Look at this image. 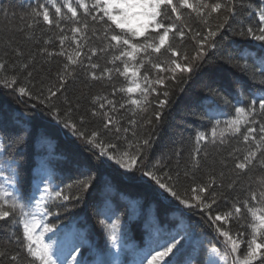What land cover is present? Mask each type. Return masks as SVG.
I'll list each match as a JSON object with an SVG mask.
<instances>
[{
  "label": "trees",
  "instance_id": "1",
  "mask_svg": "<svg viewBox=\"0 0 264 264\" xmlns=\"http://www.w3.org/2000/svg\"><path fill=\"white\" fill-rule=\"evenodd\" d=\"M133 2L0 0V264H264V0Z\"/></svg>",
  "mask_w": 264,
  "mask_h": 264
},
{
  "label": "rangeland",
  "instance_id": "2",
  "mask_svg": "<svg viewBox=\"0 0 264 264\" xmlns=\"http://www.w3.org/2000/svg\"><path fill=\"white\" fill-rule=\"evenodd\" d=\"M124 2H129L126 4L132 5V1H130V0H124ZM131 22L133 25L145 23V17L143 16V14H141V12H139L138 7H134V9L131 12ZM155 258L159 261H162V258H163L162 253L160 251H156L155 252ZM225 260H226L225 255L222 254L221 252L217 251L216 249H213L211 251V253L209 255V259H208V261L212 264L222 263V262H225Z\"/></svg>",
  "mask_w": 264,
  "mask_h": 264
}]
</instances>
